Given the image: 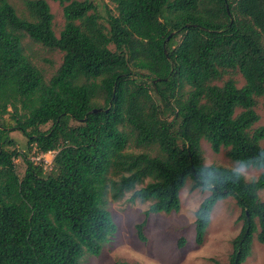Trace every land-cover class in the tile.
Here are the masks:
<instances>
[{"label": "trees", "instance_id": "trees-1", "mask_svg": "<svg viewBox=\"0 0 264 264\" xmlns=\"http://www.w3.org/2000/svg\"><path fill=\"white\" fill-rule=\"evenodd\" d=\"M52 1L62 10L58 36L45 0H21L25 15L0 0V264H82L116 231L105 193L168 214L187 181L207 192L193 213L196 244L214 205L234 201L240 227L214 263L241 264L253 240L264 244V125L255 126V107L264 108V0H107L104 24L93 0ZM25 37L61 53L47 79L23 51ZM9 129L27 150L53 151L50 167L6 148ZM201 138L259 173L245 179L204 164ZM142 226L134 229L144 241Z\"/></svg>", "mask_w": 264, "mask_h": 264}, {"label": "rangeland", "instance_id": "rangeland-1", "mask_svg": "<svg viewBox=\"0 0 264 264\" xmlns=\"http://www.w3.org/2000/svg\"><path fill=\"white\" fill-rule=\"evenodd\" d=\"M13 6L17 14L25 15V9L21 0H7ZM52 14V31L58 36L63 25L61 5L52 0H45ZM95 11L100 15L99 21L104 24L106 7H111L107 0H93ZM23 51L31 61L44 73L47 79L60 63L61 53L56 49H46L39 44L33 43L28 38L22 39ZM226 76L214 83L220 84ZM237 86L243 83L241 76H234ZM255 111L259 118L255 124L264 125V108L258 104ZM3 122L7 127L13 125L9 115L3 116ZM8 136L13 139L12 146L18 152L26 154L27 158L33 155V148L26 149V138L15 129L8 130ZM130 144V143H129ZM264 144V141L261 142ZM203 163L215 164L229 168H237L232 161L224 155V149L213 153L208 143L201 138L199 140ZM135 152L140 148H132ZM48 158V155L45 157ZM14 170L20 177L23 173L24 164L20 157L13 160ZM245 179L255 177L259 170L248 167ZM147 182L145 180L143 184ZM140 185H137L139 187ZM207 192L190 190L189 182L179 190V209L177 212L168 214L156 213L145 214L149 201L133 203L127 202L126 193L118 200H112L107 193L104 195V207L110 212L116 231L105 243L97 256L84 255L82 264H114L116 261H126L136 264H215L214 261L222 262L226 259L229 250V241L236 235L240 222L236 221L238 208L231 198L218 201L209 217L203 240L200 244L194 241V217L193 209L198 206ZM259 198L264 201V189L259 193ZM142 224L144 241L136 237L134 226ZM182 238L183 244L178 246V240ZM241 264H264V244L253 240L250 255Z\"/></svg>", "mask_w": 264, "mask_h": 264}, {"label": "built area", "instance_id": "built-area-1", "mask_svg": "<svg viewBox=\"0 0 264 264\" xmlns=\"http://www.w3.org/2000/svg\"><path fill=\"white\" fill-rule=\"evenodd\" d=\"M48 155V158H45ZM53 157V151H47L46 153H35L33 149V155L29 157V159L34 162L38 163L42 169H48L50 167V163Z\"/></svg>", "mask_w": 264, "mask_h": 264}, {"label": "clouds", "instance_id": "clouds-1", "mask_svg": "<svg viewBox=\"0 0 264 264\" xmlns=\"http://www.w3.org/2000/svg\"><path fill=\"white\" fill-rule=\"evenodd\" d=\"M234 171L236 172L238 176H247L249 170H248V167L243 162H241L240 166L235 168ZM193 211H195V208L193 209ZM201 217L203 220H207L208 219L207 211L202 212Z\"/></svg>", "mask_w": 264, "mask_h": 264}, {"label": "water", "instance_id": "water-1", "mask_svg": "<svg viewBox=\"0 0 264 264\" xmlns=\"http://www.w3.org/2000/svg\"><path fill=\"white\" fill-rule=\"evenodd\" d=\"M100 110H101L100 108H93V109H91V112L95 113V112L100 111Z\"/></svg>", "mask_w": 264, "mask_h": 264}]
</instances>
